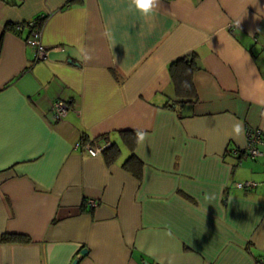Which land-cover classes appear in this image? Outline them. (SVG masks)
<instances>
[{
    "label": "crops",
    "instance_id": "crops-1",
    "mask_svg": "<svg viewBox=\"0 0 264 264\" xmlns=\"http://www.w3.org/2000/svg\"><path fill=\"white\" fill-rule=\"evenodd\" d=\"M129 3L0 0V264H264V155L231 153L248 127L264 138V0ZM41 14L36 60L13 24ZM190 53L184 91L169 64Z\"/></svg>",
    "mask_w": 264,
    "mask_h": 264
},
{
    "label": "built area",
    "instance_id": "built-area-1",
    "mask_svg": "<svg viewBox=\"0 0 264 264\" xmlns=\"http://www.w3.org/2000/svg\"><path fill=\"white\" fill-rule=\"evenodd\" d=\"M43 17V16H41ZM35 19H31L26 21L29 26L33 27L30 28V35L31 37L27 40L29 44L34 46L36 52V60H44L47 58L49 50H47L41 42V35H42V27L43 25L37 26L35 25ZM34 25V26H32ZM15 30L23 29L22 23H16L14 26ZM70 110L68 105L62 100H56L52 103V112L53 116L56 119H59L67 114ZM246 137V144L243 148H234L232 153L238 154L243 153L242 157H250V158H257L259 156L264 155V151L260 149V146H264V138H262V132L259 128H252L248 127L245 131ZM110 143H105L103 145H96L95 140L91 139L81 144V147L87 151L90 155H97L99 154L104 148H106ZM237 188H251L254 187L255 183L252 181H237L234 183ZM91 205H95L94 200L89 201Z\"/></svg>",
    "mask_w": 264,
    "mask_h": 264
},
{
    "label": "trees",
    "instance_id": "trees-1",
    "mask_svg": "<svg viewBox=\"0 0 264 264\" xmlns=\"http://www.w3.org/2000/svg\"><path fill=\"white\" fill-rule=\"evenodd\" d=\"M43 16V17H41ZM48 15H37L34 17L35 21V25L40 26L43 25V23L45 22V19L47 18ZM26 22V21H25ZM25 22H21L23 28L27 27L28 29V34H30V28H33L31 26L28 25V23ZM30 27H28V26ZM15 24H13V28H14ZM34 26V25H32ZM15 30V29H14ZM21 30H18V32H20ZM0 43H1V38H0ZM197 63H196V59H195V55L194 53H190L187 54L181 58H178L174 61H172L169 64V72L171 74V77L173 80H176L177 83V88L178 89H182L184 88V91L187 89V85L191 83L190 78L191 75L193 73V71H195L197 69ZM183 91V92H184ZM183 92H178L179 96H183L186 99L187 94L183 93ZM189 99V98H187ZM189 101V100H186ZM180 102H182V100H180ZM133 135H135L133 133ZM124 136L126 137L127 135L124 134ZM89 140V139H88ZM88 140H82L81 144L88 141ZM130 140V139H129ZM134 140V139H133ZM132 142V140H131ZM126 143H128V139H126ZM132 152L129 155V157L125 160V162L123 163V167L125 168V170H127L128 172H130L133 176H135L136 178H141V173H142V161L137 158V156H135L134 152H133V144L131 143L130 146ZM239 150H241L240 148H238ZM119 152V148L118 145L116 143L110 142V144L104 148L101 151V154L105 157V160L108 163H111L113 161L114 156H116ZM232 153V150H231ZM232 155H234L237 160H241L243 157V153H238V154H234L232 153ZM246 189V188H244ZM5 240H20V241H29V237L23 235V234H6L2 237Z\"/></svg>",
    "mask_w": 264,
    "mask_h": 264
},
{
    "label": "clouds",
    "instance_id": "clouds-1",
    "mask_svg": "<svg viewBox=\"0 0 264 264\" xmlns=\"http://www.w3.org/2000/svg\"><path fill=\"white\" fill-rule=\"evenodd\" d=\"M160 0H130L128 11L129 12H136L139 13L140 16L148 18L152 17L158 6H159ZM82 53L84 54L85 59H91V56L88 55L87 51L85 49H81ZM234 133L239 136L243 133V126L241 123H237L234 125L233 129ZM140 139H144V134L139 133L138 134Z\"/></svg>",
    "mask_w": 264,
    "mask_h": 264
},
{
    "label": "water",
    "instance_id": "water-1",
    "mask_svg": "<svg viewBox=\"0 0 264 264\" xmlns=\"http://www.w3.org/2000/svg\"><path fill=\"white\" fill-rule=\"evenodd\" d=\"M85 251H86V250H85V249H83V250H82V254H84V253H85ZM71 264H77V259H74V260L72 261V263H71Z\"/></svg>",
    "mask_w": 264,
    "mask_h": 264
}]
</instances>
